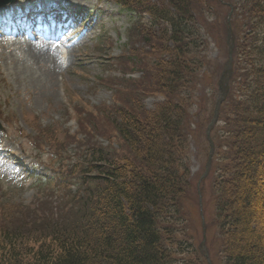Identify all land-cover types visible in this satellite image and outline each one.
Instances as JSON below:
<instances>
[{"label":"trees","instance_id":"trees-1","mask_svg":"<svg viewBox=\"0 0 264 264\" xmlns=\"http://www.w3.org/2000/svg\"><path fill=\"white\" fill-rule=\"evenodd\" d=\"M111 1L131 17L128 49L118 64L140 78H122L115 88L107 82L114 103L101 114L108 128H90L82 154L54 181L50 200L0 212V264H207L194 229L186 151L199 129L195 84L205 73L207 46L217 41V30L204 28L207 13L223 4ZM232 2L230 92L205 180L213 205L208 251L212 264L215 258L264 264L258 235L264 212L251 205L264 192V0ZM155 95L165 100L146 111L141 100ZM88 115L95 121L92 111Z\"/></svg>","mask_w":264,"mask_h":264},{"label":"rangeland","instance_id":"rangeland-1","mask_svg":"<svg viewBox=\"0 0 264 264\" xmlns=\"http://www.w3.org/2000/svg\"><path fill=\"white\" fill-rule=\"evenodd\" d=\"M15 1L20 2L19 7L23 8H33L35 5L42 8V5L47 6L45 2L55 3L57 10L61 7L59 2H63L73 10V13H79L78 21L71 17L68 20L74 25L72 31L67 30L63 33L64 40L67 41L63 40V44L68 43L70 46L65 69L57 66L56 54L51 47L48 50L37 51V48H41L46 43L43 40L22 43L17 39L13 44H3L0 48V127L3 131L1 132L3 135H0V206L8 208L18 205L32 210L36 209L39 203H45L49 194L48 189H40L35 185L33 176H45L49 175V171L55 172L57 159L53 160L55 162L53 167V163H50L51 157L59 156L60 150L63 149L62 145L72 149L75 146L74 141L84 139V134L78 135L73 141L68 139L69 134L66 132L72 133L76 130L73 115L69 114L68 109L75 108L79 114L81 121L76 133L89 134L88 128L92 129L93 126V132H101V126L105 125L108 128V124L103 121L104 115L93 113L95 119L93 121L88 113L99 111L100 108V111H105L104 108L113 105V90L108 88L107 82L111 81L110 86L115 88L122 78L133 79L137 74L132 75L131 71L123 73L118 64V59L128 49L126 31L130 27L131 17L110 1ZM221 1L223 5L215 6V10L207 13V16L209 14L211 16L204 25L205 30L210 25L215 28L212 34L217 30V41L207 46L205 66H203L205 73L195 84L194 95L197 98L201 97L197 103L199 109L193 107L195 113L200 112V120L196 124L199 129L189 142L186 151L187 165L195 189L194 229L197 227L199 251L203 229L205 230L207 242L205 240L204 246L208 256L209 239L211 236L213 239L214 235L213 227H209L213 217L212 195L209 181L204 180L199 188L197 183L204 172L209 153L205 131L212 119L211 102L217 97V82L227 60L225 20L230 8L233 10V2ZM57 10L49 8L47 11L55 13ZM63 12L67 14L64 10ZM153 31L157 38L159 33L156 29ZM162 59L167 61L166 54ZM129 74L130 76L126 77ZM164 100L162 97L146 96L141 100V105L146 111H154ZM218 125H220L219 116L210 132L211 140ZM8 135L11 138L5 139ZM21 139H23L22 146ZM46 139L54 142L43 141ZM44 144L51 146L44 149ZM21 149L26 155L21 153ZM29 155L39 159V163H35V160L29 162L30 160L26 158L30 157ZM16 163H22V166H16ZM32 166L34 169L31 171ZM197 192L200 193L201 210L198 207ZM251 205L252 208H259L264 212V192L260 191L255 198L253 197ZM202 217L207 220L204 228ZM262 217L258 235L264 241V215ZM201 254L203 255V252ZM209 260L212 264L210 257ZM213 261L214 264H219L220 259L215 258Z\"/></svg>","mask_w":264,"mask_h":264},{"label":"water","instance_id":"water-1","mask_svg":"<svg viewBox=\"0 0 264 264\" xmlns=\"http://www.w3.org/2000/svg\"><path fill=\"white\" fill-rule=\"evenodd\" d=\"M231 13H232V9L230 8V12L226 18L225 24H226V38H225V44H226V48H227V60L224 64V68L223 71L219 77L218 83H217V88H218V96L216 98L215 101V106H214V110H213V115H212V119L210 121V123L207 126V129L205 131V136H206V140L209 144V153H208V157H207V161L204 167V172L201 175L198 184H197V188L199 187L200 183L205 180V178L208 176L209 174V170L211 167V161H212V155H213V143L210 139V132L214 126V124L216 123L217 119H218V115H219V109L221 104L225 101L228 93H229V80L231 77V64H232V52H233V38H232V32H231V28H230V18H231ZM198 196H199V207L201 210V199H200V193L198 192ZM202 215V214H201ZM204 226V222L202 220V227ZM204 228V227H203ZM205 230L203 229V239L202 242L200 244V251L203 252V255L206 259L207 264H211L210 260H209V256H208V252L205 249Z\"/></svg>","mask_w":264,"mask_h":264},{"label":"bare ground","instance_id":"bare-ground-1","mask_svg":"<svg viewBox=\"0 0 264 264\" xmlns=\"http://www.w3.org/2000/svg\"><path fill=\"white\" fill-rule=\"evenodd\" d=\"M47 50H48V48H47ZM50 54H51V52H50ZM64 56H65L64 53H61V56H59L62 63H64Z\"/></svg>","mask_w":264,"mask_h":264}]
</instances>
